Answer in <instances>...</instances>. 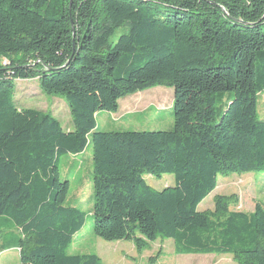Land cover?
Masks as SVG:
<instances>
[{"label":"trees","instance_id":"1","mask_svg":"<svg viewBox=\"0 0 264 264\" xmlns=\"http://www.w3.org/2000/svg\"><path fill=\"white\" fill-rule=\"evenodd\" d=\"M1 57L0 219L19 231V264H101L65 251L85 214L64 205L57 161L89 143L98 236L173 238L177 252L264 264V208L219 223L197 209L219 173L264 170V0H0ZM35 76L67 101L72 130L7 101L14 78ZM157 84L173 87L172 129L96 130L97 111ZM145 173L174 185L156 190Z\"/></svg>","mask_w":264,"mask_h":264},{"label":"rangeland","instance_id":"2","mask_svg":"<svg viewBox=\"0 0 264 264\" xmlns=\"http://www.w3.org/2000/svg\"><path fill=\"white\" fill-rule=\"evenodd\" d=\"M121 33L122 29H118L111 37V41H115ZM0 64L2 68L9 66L7 59L2 57ZM27 65L34 67V63L29 61ZM45 69L48 70V68ZM10 71L7 69V72L11 73ZM13 84L11 97L7 101L13 103L17 109L42 110L56 118L62 129L72 130L70 107L62 95L42 91L39 78L36 76L14 78ZM231 97V93L223 94V99L216 104L219 111ZM173 99L174 90L168 84H157L136 90L120 97L115 111H97L95 113L96 130L172 129ZM257 113L259 119H264V89L257 96ZM218 117L217 115V119ZM57 168L60 180L68 181L64 205L77 208L85 214L82 226L72 235L65 249L68 254H95L101 264H238L234 256L228 253L177 252L173 238L159 236L154 240H147L137 233L136 236L140 240L139 247L133 240L103 239L93 229L94 198L90 143L82 152L60 155ZM144 178L147 184L156 190L174 185V177L168 173L160 176L145 173ZM217 198H219L220 207L216 211ZM256 205L264 208V170L219 173L215 188L198 204L197 209L211 214V217L219 223L230 212L250 214L255 210ZM213 235L216 238L217 232L215 231ZM19 237V231L11 224L0 226V264H19L17 248Z\"/></svg>","mask_w":264,"mask_h":264},{"label":"crops","instance_id":"3","mask_svg":"<svg viewBox=\"0 0 264 264\" xmlns=\"http://www.w3.org/2000/svg\"><path fill=\"white\" fill-rule=\"evenodd\" d=\"M4 224H10V223L7 222V221H4V220H2V219H0V226H2V225H4Z\"/></svg>","mask_w":264,"mask_h":264},{"label":"water","instance_id":"4","mask_svg":"<svg viewBox=\"0 0 264 264\" xmlns=\"http://www.w3.org/2000/svg\"><path fill=\"white\" fill-rule=\"evenodd\" d=\"M48 70H52L51 68H48Z\"/></svg>","mask_w":264,"mask_h":264}]
</instances>
